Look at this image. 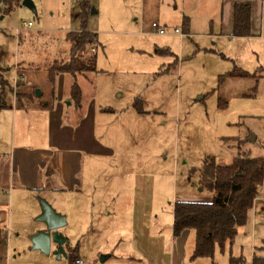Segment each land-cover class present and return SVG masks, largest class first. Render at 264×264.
<instances>
[{"label": "rangeland", "instance_id": "obj_1", "mask_svg": "<svg viewBox=\"0 0 264 264\" xmlns=\"http://www.w3.org/2000/svg\"><path fill=\"white\" fill-rule=\"evenodd\" d=\"M32 1L36 12L20 4L0 11V151L17 144L19 109L54 100L63 107L53 113L63 130L82 115L70 92L72 76L60 73L52 81L43 68L68 57L65 35L80 27L81 0ZM260 2H249L258 20L261 13L264 19ZM229 3L88 0L86 29L97 41L96 70L76 77L82 117L87 113L78 176L83 188L46 200L65 216L60 232L71 256L57 258L53 246L48 254L34 249L31 228L12 227L4 238V264H251L254 252L264 254V184L247 223L212 257H193L194 230L172 231L174 202L212 197L198 177L206 160L228 164L237 153L264 157V39L230 35ZM152 22L166 33L155 32ZM89 54L91 47L83 55ZM235 66L255 75L228 76ZM97 144L106 150L88 154ZM16 199L10 206L14 223ZM36 216L33 226H42Z\"/></svg>", "mask_w": 264, "mask_h": 264}, {"label": "trees", "instance_id": "obj_2", "mask_svg": "<svg viewBox=\"0 0 264 264\" xmlns=\"http://www.w3.org/2000/svg\"><path fill=\"white\" fill-rule=\"evenodd\" d=\"M21 0H0V11L10 13ZM77 19L78 30L66 32L69 45L68 57L54 59L46 67L53 81L60 73L70 74L73 78L71 95L80 104V88L77 75L94 71L95 53L85 57L83 54L94 45L96 34L86 29V9L88 0H81ZM232 35H251V5L247 1L236 0L232 10ZM251 74L235 67L228 72L230 77H247ZM252 76V75H251ZM200 185L212 192L209 202L176 201L172 211V231L179 236L185 229L195 232L193 257H212L214 249H223L225 243H231L239 227L244 226L250 215L254 200L259 196L264 184V157H250L237 153L231 163H219L213 158L206 160L198 174ZM264 252V244L259 247ZM76 250V248H75ZM74 249L73 254L77 253ZM234 263L235 259L230 258ZM251 264H264V254L252 255Z\"/></svg>", "mask_w": 264, "mask_h": 264}, {"label": "crops", "instance_id": "obj_3", "mask_svg": "<svg viewBox=\"0 0 264 264\" xmlns=\"http://www.w3.org/2000/svg\"><path fill=\"white\" fill-rule=\"evenodd\" d=\"M235 1L231 0V3L226 7L227 27L231 26L230 35L248 38L257 34L258 37L264 39V19L261 13V18L258 20L252 3H250L252 34L249 36L232 35V10ZM241 1L250 2V0ZM260 4H262V0ZM261 6L260 10L262 9ZM178 34L181 35L180 33ZM169 55L172 56V52L169 51ZM254 75L255 73L252 76ZM18 101L22 102L19 97ZM15 105L18 109L20 108L17 105V101ZM77 106L82 115L79 119L76 117L69 119L73 125L70 123L69 126L72 127H63L64 130L60 126L61 120L60 122L57 121L53 115L54 111L63 112V107H55L54 100L39 101L34 106H27L25 112H21L22 110L19 109L20 118L16 123L18 126L16 128L17 134L15 133L17 144L13 142L12 147L0 151V240L3 239L1 244H5V246H0V264L7 263V257L6 261H4L2 256L3 250L4 253L8 251V244L4 241V238L8 236L12 227L17 229L31 228L29 229V234L43 228V225L33 226L31 221L33 216L40 213L37 197L41 196L48 200V196L54 197L62 193H76L83 188V182L78 176L83 171V130L81 127L83 119L87 118V113L83 118V105L79 104ZM108 110L110 111L111 109ZM29 111L32 114H29ZM16 116L18 117L17 113ZM91 125L92 117L90 121L88 120L87 125V129L90 132L93 131ZM91 136L92 134H87L89 139H91ZM104 150L106 149L98 144L94 149H86V151L90 152L88 154L100 153ZM12 197H16L17 202L20 204V212L15 223L12 222L10 214ZM185 230L181 233L185 232ZM65 251V257L70 259L71 252L67 249ZM105 258L103 257L104 260Z\"/></svg>", "mask_w": 264, "mask_h": 264}, {"label": "water", "instance_id": "obj_4", "mask_svg": "<svg viewBox=\"0 0 264 264\" xmlns=\"http://www.w3.org/2000/svg\"><path fill=\"white\" fill-rule=\"evenodd\" d=\"M20 5L27 7L32 12H36L35 5L32 0H21ZM36 95L40 92L36 90ZM40 213L35 220L43 224V228L35 231L30 235L32 248L39 249L41 252L48 254L51 246L55 248L53 253L60 258L66 256L64 244L66 238L59 231L66 223L65 216L57 212L44 198L37 197Z\"/></svg>", "mask_w": 264, "mask_h": 264}, {"label": "built area", "instance_id": "obj_5", "mask_svg": "<svg viewBox=\"0 0 264 264\" xmlns=\"http://www.w3.org/2000/svg\"><path fill=\"white\" fill-rule=\"evenodd\" d=\"M31 24H32L31 21L23 22V26L26 27V28L30 27ZM151 27H152V29H153L155 32H157L158 34H164V33H166V31H167V28H165V27H161V26L158 25L156 22H152V23H151ZM17 31H19V30L16 29V32H17ZM173 31H174L175 33H179L178 29H174ZM91 50H92L93 53L95 52V49L92 48V47H91ZM74 264H84V263H83L82 259H76L75 262H74Z\"/></svg>", "mask_w": 264, "mask_h": 264}]
</instances>
